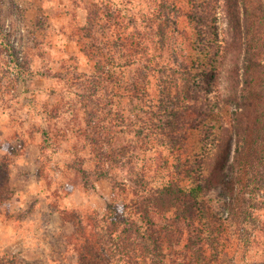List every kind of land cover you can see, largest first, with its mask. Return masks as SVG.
Instances as JSON below:
<instances>
[{
    "label": "trees",
    "instance_id": "obj_1",
    "mask_svg": "<svg viewBox=\"0 0 264 264\" xmlns=\"http://www.w3.org/2000/svg\"><path fill=\"white\" fill-rule=\"evenodd\" d=\"M178 1L152 0L163 9L161 24L177 29V20L169 22V10L175 9L190 21L202 16L199 26L209 27L205 18L215 16L220 7L231 33L233 44L228 45L234 47L230 55L235 62L225 67L229 55L223 53L224 67L211 69L208 79L209 88L215 78L218 84L228 83L216 100L199 91L206 66H212L200 57L180 65L176 82L153 85L152 79L167 66V48L155 53L142 25L154 22L153 15L140 18L100 0L77 31V42L92 65L89 74L76 73L71 79L72 86L84 91L75 106L88 117L78 132L93 141L95 157L94 167L84 160L77 170L86 189L95 190L98 180L108 179L122 194L103 216L96 211L65 216L74 226L75 264H236L249 259L250 248L264 246V0H190L189 12ZM199 5L201 13L195 11ZM254 24L256 37L251 33ZM251 41L257 42L256 53L247 51ZM242 50L247 51L243 58ZM8 52L13 54L12 49ZM229 107L230 118H220ZM218 119L221 132L211 141V154H193L206 141L194 136L198 129ZM42 132L45 139L58 136ZM155 144L170 149L171 165L153 168L149 160L139 164L138 152ZM120 172L127 177L120 179ZM218 172L224 173L218 183L223 187V215L212 212L206 198ZM0 264L40 263L0 252Z\"/></svg>",
    "mask_w": 264,
    "mask_h": 264
},
{
    "label": "rangeland",
    "instance_id": "obj_2",
    "mask_svg": "<svg viewBox=\"0 0 264 264\" xmlns=\"http://www.w3.org/2000/svg\"><path fill=\"white\" fill-rule=\"evenodd\" d=\"M98 1L0 0V252L3 255L40 264H75L76 253L71 244L74 226L65 216L90 211L103 216L109 205L115 204L118 195L122 194L108 179L98 180L95 190L86 189L77 170L84 160L92 162L95 157L91 155L93 141H87L84 134L78 132L80 127L87 125L88 117L75 106L78 95L84 91L72 86L71 79L76 73L89 74L92 65L82 53L76 34ZM107 1L123 13L128 9L140 18L153 15L154 22L144 21L143 28L154 41L155 53L167 48L166 52L163 50V61L167 66L161 68L163 75L152 79L154 86L159 80L176 82L180 65L200 57L202 61H210L212 66H206L207 71L202 74L203 87L199 91L205 97L217 99V94L228 83L218 84V78H215L209 88L211 69L218 71L220 66L221 71L223 53L229 55L225 67L230 68L235 62L230 55L234 47L228 45L233 44L231 33L228 35L220 7L215 16L209 14L205 18L209 27L199 26L202 16L190 21L188 17L178 16L175 9L169 10V22H178L179 28L175 30V25L161 24L159 11L163 9L156 8L152 0ZM189 2L179 0L178 6L189 12ZM198 8L195 11L201 13V6ZM256 28L254 24L253 37L257 35ZM261 37L264 43V30ZM256 43L251 41L247 51L256 53ZM8 49H12L13 54ZM242 51L243 58L247 51ZM94 109L90 105V111ZM39 112H43V116L37 115ZM231 112L232 107H229L228 113L222 111L219 116L230 118ZM221 123L219 119L209 121L206 127L198 129L194 136L206 141L192 149L193 154L203 157L210 152L211 141L221 132ZM91 125L88 126L90 134ZM45 130L58 136L45 139L42 135ZM234 150L235 144L230 162ZM138 154L139 164L149 160L153 168L167 162L171 165L174 159L170 149L158 144ZM126 174L120 172V179L126 178ZM223 178V172L215 174V183L211 182L210 191H206L211 211L222 215L225 212L220 201L223 187L218 183ZM131 192L129 189L127 194L131 196ZM248 252L249 259L236 264L264 262V246H254Z\"/></svg>",
    "mask_w": 264,
    "mask_h": 264
}]
</instances>
